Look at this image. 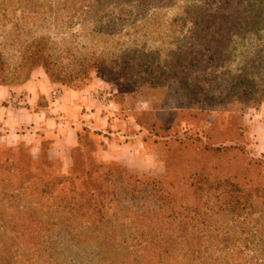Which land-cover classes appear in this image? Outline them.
Here are the masks:
<instances>
[{"label": "trees", "instance_id": "1", "mask_svg": "<svg viewBox=\"0 0 264 264\" xmlns=\"http://www.w3.org/2000/svg\"><path fill=\"white\" fill-rule=\"evenodd\" d=\"M179 1L0 0V13L15 2L35 17L68 16V27L77 18L120 28L135 11L138 20L162 3L174 7L165 28L182 40L165 64L151 51L137 50L123 53L115 68L105 54L87 52L78 54V67L68 70L62 59L69 51L55 53L48 37L37 36L18 44L12 68L0 54V86L22 85L41 68L53 83L79 90L92 71H100L145 85L136 91L173 90L175 108L186 119V139L176 140L185 145L182 153L158 178L102 163L82 168L76 154L83 151L86 129L69 151L68 175L55 173L49 147L40 146L36 156L30 149L11 154L12 148L4 147L9 154L0 155V264H72L64 254L68 246L93 264H264V156L254 157L246 146H213L237 141L218 131L215 122L202 132L207 146L191 135L208 112L222 113L221 106L233 104L241 114L264 101V43L249 44L264 39V0ZM99 30L94 37H100ZM234 57L242 66L227 70ZM205 210L227 217L231 228L213 227ZM253 223L259 229L253 250L258 256L243 258L249 234L254 240Z\"/></svg>", "mask_w": 264, "mask_h": 264}, {"label": "rangeland", "instance_id": "2", "mask_svg": "<svg viewBox=\"0 0 264 264\" xmlns=\"http://www.w3.org/2000/svg\"><path fill=\"white\" fill-rule=\"evenodd\" d=\"M185 1L188 0H180L179 3L183 4ZM160 6V9H150L145 14L148 15L147 17L142 12L140 16L144 17L138 20H134L135 14L138 13L135 11L133 18L132 16L130 17L132 19L127 17L128 23L120 28L116 26L117 24H106L105 21L99 23L98 19L78 21L77 18H74L71 26L68 27L66 24L68 16L54 18L41 15L35 17L28 12L22 13L17 3L11 2L5 6L6 12L0 13V54L4 57L6 64L12 68L18 60L20 42L32 37L46 36L55 53L59 50L69 51V55L62 59L63 66L68 70L77 68V55L87 52L105 54L112 60L115 68L119 67L118 63L123 53L128 54L137 50L151 51L150 54L156 61L165 64L179 52L182 37H176L174 34L169 36L165 28L167 18H171L177 9L165 7L163 3ZM154 12L158 13L157 18H149ZM132 22L135 24L133 27L130 26ZM100 25H103V30H108V32L100 31ZM95 28L102 32L100 37H94L97 35ZM261 43H264V39H253L249 44L256 48ZM241 66L242 61L234 57L231 65L226 68L233 70ZM222 70H225V67H222ZM133 83L134 81L129 77L108 78L100 71H92L89 80L80 83L79 90L93 87L97 91L103 103L102 113L109 118L108 125L102 127L103 131L105 129L104 134L94 132L95 135H92L93 133L85 128L90 133L85 136L83 151L76 154L82 168L91 164L92 168L96 169L98 163H102L124 167L133 175L158 178L163 176L166 164L174 161L182 153V146L185 145L177 141L186 139L182 127L186 119H182L175 108L177 99L172 93L173 90L169 93L163 90L147 93L148 91L143 89L136 91L138 86L144 87L145 85ZM220 108L222 113L208 112L201 116L197 124L202 127L192 129V137L200 138V145L207 146L202 132L206 126L215 122L218 131L228 132L230 137L237 141L233 144L215 142L213 146H246L248 151L252 150L254 157H263L264 153H258L254 146H264V116L261 115L264 113V101L254 108L243 109L241 114L236 112L238 108L233 104ZM239 131L241 132L240 137H238ZM128 143L131 145L126 146ZM31 148V146H22L20 149L12 148L10 153L18 154L26 149L23 153L26 154ZM8 152L6 148L0 146V155H7ZM65 158V164L62 157L54 159L57 161L53 167L56 174L71 173L72 164L69 153ZM22 162L25 164L27 159L24 158ZM40 163L42 165L44 161ZM48 205L49 203L45 202L42 208L46 209ZM205 211V219L210 218L209 222L213 227L224 230L231 228L227 217L218 215L213 210ZM253 226L249 233L254 236V240L249 234L251 241L249 239L246 243L249 250L244 253L243 258L258 256V253H254L253 250L257 249L254 232L256 230L258 232L259 229L255 224ZM235 238L239 237L235 236ZM237 244L238 246L243 245L240 242ZM64 254L72 264H93L87 256L76 255L70 246Z\"/></svg>", "mask_w": 264, "mask_h": 264}, {"label": "crops", "instance_id": "3", "mask_svg": "<svg viewBox=\"0 0 264 264\" xmlns=\"http://www.w3.org/2000/svg\"><path fill=\"white\" fill-rule=\"evenodd\" d=\"M102 105L93 87L71 90L36 69L22 85L0 86V146H31L33 156L40 146H49V157H62L65 164L83 129L105 133L102 127L109 118L103 115ZM254 149L264 153V146Z\"/></svg>", "mask_w": 264, "mask_h": 264}]
</instances>
